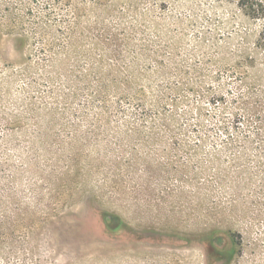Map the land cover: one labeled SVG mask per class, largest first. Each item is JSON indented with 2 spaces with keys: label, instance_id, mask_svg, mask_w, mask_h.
I'll use <instances>...</instances> for the list:
<instances>
[{
  "label": "rangeland",
  "instance_id": "1",
  "mask_svg": "<svg viewBox=\"0 0 264 264\" xmlns=\"http://www.w3.org/2000/svg\"><path fill=\"white\" fill-rule=\"evenodd\" d=\"M0 264H264V19L0 0Z\"/></svg>",
  "mask_w": 264,
  "mask_h": 264
},
{
  "label": "trees",
  "instance_id": "2",
  "mask_svg": "<svg viewBox=\"0 0 264 264\" xmlns=\"http://www.w3.org/2000/svg\"><path fill=\"white\" fill-rule=\"evenodd\" d=\"M237 5L253 19H264V0H237Z\"/></svg>",
  "mask_w": 264,
  "mask_h": 264
}]
</instances>
